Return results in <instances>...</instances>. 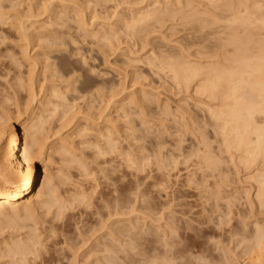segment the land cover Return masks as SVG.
<instances>
[{
	"label": "rangeland",
	"instance_id": "1",
	"mask_svg": "<svg viewBox=\"0 0 264 264\" xmlns=\"http://www.w3.org/2000/svg\"><path fill=\"white\" fill-rule=\"evenodd\" d=\"M34 1H1L5 8L2 11L4 14L7 11L5 17L8 18L5 21L3 17L4 21L0 22V37L6 40L1 42L0 39V56L5 52V56H16L23 61L22 51L18 50L22 43L15 33L19 26V22H14L17 21L18 11L25 13L29 4L38 7L47 4L52 9L56 6L59 12L63 11V6H72L77 0H62L61 3L60 0ZM94 1L96 4L91 5L98 11V16L92 32L84 39L80 38L76 49L79 48V51L73 55L70 47L56 49L58 52L52 49L47 65L53 66L52 73L48 70L53 76L47 74L45 78L42 66L32 68L37 74L36 101L29 99L25 91L19 97L22 108H35L36 113L41 115L44 124L36 136H42V141L44 138L47 143L45 164L38 166L37 182L25 200L34 202L35 206L48 201V196H43L47 192L43 184L49 178L47 185L55 190L63 212L54 206L50 210L39 208L31 220H26L23 213L18 216L5 213L6 217H0V264H96L97 260L104 263L103 259L109 253L102 250L110 248L109 241H115V245L118 240L119 245L122 241L126 243L131 256L140 259L139 264H160L163 248L158 239L166 220L187 222L196 229L201 228L197 222L201 216L208 221L202 226L204 232L192 231L191 228L179 231L191 235L190 239L178 238L179 247L188 253H185V262L251 264L258 251H248L250 243L245 240V235L254 232V223H264V207L259 206L256 198L257 185L248 179L252 176L250 172H238L227 154L220 155L219 144L215 142L218 156L225 162L223 175L227 177L225 182H221L222 197L217 204L219 210L235 205L232 207L233 214L229 215L231 222L226 220L223 225L217 218L219 214L211 218L209 213L203 212L208 195L204 180H209L208 185L219 181L218 177H205L208 170L204 155L196 147L202 136L212 135L211 126L206 125L209 115L204 109L209 101L202 93L196 92V81L180 83L172 72L174 66L180 63H206L209 60L199 58L198 54L206 44L204 35L206 37V33L215 27L219 17L228 14L223 7L236 6V0ZM13 3L18 7L14 12L11 9ZM18 4L23 6L20 10ZM248 5L253 11V0ZM177 9H181L178 14L163 18L159 23L135 29L130 27L132 19L138 15L149 12L159 15ZM52 15V19H48L47 15L34 18L31 21L35 24L27 22V25L31 26L32 32H37V29L42 31V27L48 25V31L65 32L58 36L69 40L73 32L65 28L61 30L60 23L55 24ZM189 16H194L195 20L187 18ZM76 53L80 56L76 57ZM1 60L0 91L9 89L7 91L12 92L8 84L16 67L9 64L8 58ZM23 64L21 71L27 78L30 70L26 63ZM73 85H77L74 91ZM52 89L66 93L65 106H56L55 98L51 97ZM129 100L131 108L124 110L123 105ZM0 101L3 102L1 96ZM27 102L30 105L26 106ZM4 105L11 108L7 114L14 115L12 124L23 138L22 120L18 121L14 114V105L12 102ZM1 108L3 103H0ZM6 129L7 125L0 128L4 132ZM109 134L114 140V149L107 144ZM4 136L0 142L1 150L6 148L10 138L8 134ZM214 141L212 139L211 142L214 144ZM61 146H68L69 153L65 154ZM196 151L200 157L195 154ZM228 200H231V205ZM125 224L130 230L129 238L120 234ZM30 235L40 237L42 248L39 247L36 258L28 256L21 263V258H13L10 247L17 241L25 243ZM119 245L114 247L119 250ZM122 256H125L124 253L117 258L120 260ZM128 260L126 263L130 264L131 260Z\"/></svg>",
	"mask_w": 264,
	"mask_h": 264
},
{
	"label": "bare ground",
	"instance_id": "2",
	"mask_svg": "<svg viewBox=\"0 0 264 264\" xmlns=\"http://www.w3.org/2000/svg\"><path fill=\"white\" fill-rule=\"evenodd\" d=\"M1 1L3 0H0V22L4 18L5 21H7L6 18H8V16L5 17L7 11L5 14L2 11L4 7L2 6L3 4H1ZM250 1L251 0H236V6H224L223 8L225 9V12H227L228 14L219 17V21L214 24L215 27H212V29L206 33V37L204 35L205 39L203 41L206 44L205 47L202 48V51L198 54L199 58L201 59H209L206 62L207 65H205L206 63L202 61H199L198 63L189 61L177 64V66H174L172 70L174 77L178 79L180 83L183 82L185 84H188L190 82L196 81V92L202 93L206 97V100L209 101L207 103V108L204 107V109L207 110V114L209 115L207 117L206 125L208 124L211 126L212 135H209L208 137L202 136L201 141L198 142V146L196 147L198 152H202V154L204 155L203 160L207 168L206 170H208V173L205 177L213 179L217 177L219 178V181H214L213 183L211 182V184L209 185L207 184L209 180H204L205 185L208 186V195L207 199L205 200L207 201V203L203 207V212L209 213L211 218H215L216 214H219V217L217 218L222 225L226 222V220L228 223L231 222L229 215L233 214L232 207L235 204L232 207L226 206V209L220 208L221 211L218 207L219 203L217 204L218 200L222 197V183L227 180V177H225V174L223 175L225 162L218 156V151L214 146L215 142H218L219 144L218 146L220 155L227 154L238 172L240 170H242L241 172H250V175L252 176H250L248 179L254 181V184L257 185V203H259L260 207H264V0H253V11L250 10L251 6L248 5V2ZM61 2L62 0H60V3ZM73 3L74 5H68L69 7H67V5L63 6V11L57 9L59 12L56 11V6H53V8L55 9L54 11V9L49 8L47 4L40 6L41 8L36 6L35 3V6L30 4L29 6H27V4L26 6L28 11L24 10L26 11L25 13H22L20 10V8L23 7L22 3L21 6H19L18 4L20 11H18L17 13L19 18L15 13H13V16L15 15L17 17V21L14 22H19V24H17L19 25L17 27L18 29H16L17 31L15 33H17L16 36L22 43L21 46H19L21 43L17 45L19 46L18 50H20V53L22 51L21 55H23L22 57L24 62L21 61L19 57V60L15 58L16 56H5V52L4 55L0 56V61H2L1 59L3 58L10 59L9 64L12 63L17 68H15V71H18V69L20 68L19 72L16 71L15 73L14 71V74L12 75L10 80L11 83L9 81L10 84L8 85H10V87L8 88H10L12 92L7 91L9 89H3V91H0L1 100L3 101H0V103H3V108H1L2 111L0 110V128L7 125V129L5 132L0 130V142H2V137L4 136V134H8L10 136L6 148L1 150L2 147L0 144V217H2L5 213H12L15 216L23 213L26 220H31L32 216H34V213L37 212L39 208L44 209L45 207L50 210L52 209V207L57 206V208H59L58 211H62L63 209V205L61 204V202H58L55 190L47 185L48 183H50L49 178H45L46 180L43 184L47 191L43 196H48L46 197L49 198L48 201H44L42 204L37 203V205L35 206L34 202H26L25 200V197L33 191L34 186L37 182L38 166H40L41 163L45 164V157L47 153L45 144L47 143L45 142L44 138V142L42 141V136H36L40 134L39 130L44 124L41 115L36 113L35 108H22L19 97H21L20 93L22 91L24 93L25 91L26 93H28L27 95L29 96V99H32V101L35 102L38 96V91L36 92L37 89L35 88V84H37V74H34L35 69L32 68H35L36 66H42V71L44 72V75L46 74V78L47 74L50 75L52 73V70H54L51 69V67L53 68V66H51L50 64V66L47 65V62L51 56L50 51L52 49L59 50L60 48L64 49V47H70L73 49L74 52L72 54L74 55L75 52L79 51V48L78 50L76 49L77 45L79 44L80 38L82 37L84 39V36L92 32L96 22L95 19L98 16V11L91 4H96V1L83 0L81 2L79 1L78 3L77 0ZM13 5L14 3L12 4V6ZM11 9L14 12L15 10H18V7L15 4V6H13ZM180 11L181 9H177L173 11H165L160 13L159 15L156 14V12H149L144 15H138L132 19L130 27L135 29V27L137 26H147L153 24V22L159 23L163 18L172 17L173 15L178 14L177 12ZM52 14H54L55 19L53 20L56 21L55 24L60 23L59 25L61 27V30L65 28L66 30L68 29V32H73L70 34L69 40H66L65 38L63 39L58 36L60 35V33L64 34L65 32L59 33L56 31L54 33L48 31L49 28L46 27L48 25L42 27L43 29L44 27H46V30L42 29V31H38L37 29V32H35V30H33L34 32H32L30 29L31 26L27 25V22H32L31 25L35 24L33 23V21H31L32 19L34 20V18L37 19L40 17H44L45 15L48 16V19H52ZM187 18L195 20L194 16H189ZM38 28L41 29L40 26ZM3 39L4 40L1 39V42L6 41L5 38ZM37 49L38 52L36 51ZM31 52H34L35 54L33 53L31 55ZM6 54L9 53L7 52ZM77 55L80 56L76 53L75 56L77 57ZM22 62L26 63V66H28V71L30 70L28 72L29 76L27 78L23 77V73L21 71V67L24 65ZM49 69L51 73L50 71H48ZM49 77L50 76H48V78ZM76 86L77 85L73 87V91L77 89ZM90 92H88V94L93 95ZM63 93H59L56 91V89H52L51 97L55 98V101L57 102V105H54H60L59 107L66 105L67 97L66 93ZM76 98L78 99V97ZM76 98H74L73 100L75 101ZM8 102H10V104L12 102V105H14V114L16 113L18 121L19 119L22 120V129L24 131L23 138L20 135L18 129L14 128L12 124L14 121V115L10 116L7 114V112L10 111L11 108H9V106L6 107L4 104ZM29 103L30 102H27L26 106L30 105ZM129 108H131L130 100L127 101V104L125 103L123 105L124 110ZM127 112H125L124 115H127ZM16 124H18V122ZM31 131L34 132L31 133ZM109 135L107 144L109 145L110 149H114V140L111 138L112 136ZM212 139L215 140L214 144L213 142H211ZM63 143L64 142H62V144ZM64 146L61 147L62 149H64L65 154L69 153L68 149L66 148L68 146ZM195 154L199 155L197 151ZM202 176L203 174L201 175V177ZM200 193L202 194V192ZM227 198L229 199V197ZM231 199L233 200V198ZM230 201L229 204L231 205ZM4 217L6 216L4 215ZM168 220H166V223L161 226L163 230L160 238L158 236V240L162 244L163 248L162 251H160V264H191L189 260H187V262L184 261V259H187L185 256V253L187 252L179 247L180 241L178 242V238L181 239L183 237L190 239L191 235L188 232L179 233V231L184 228L186 230L191 228L192 231H198L202 233L204 232V228L202 229V226H205L208 221L206 222V219L204 220L202 216L199 217L197 219V222L201 226V228L198 227L195 229L192 228V226L190 227L191 224L189 225L187 222H181L180 220L174 219H170L169 221ZM256 223H254V232L250 235L246 233V235H244L246 236L245 240L250 243L249 247H247L249 248L248 251L252 252L251 250L253 249H256L258 251L256 253L257 255L255 254L256 257L254 256L255 259L253 257L254 260L252 259V263H250L264 264V223ZM120 234L123 238L130 237V230L127 228V225L120 230ZM34 236L35 235H30L25 243L20 241L12 243V248L10 247L11 251L9 252L12 253L13 258L19 257L21 258L20 262H25L28 256L35 257L37 255V253L39 252V247L40 249L42 248V241H39L40 237L38 238L37 236ZM116 242L117 243L115 245H119V240ZM108 243L111 244L109 246L110 248L107 249L105 247V250L103 249L102 251L109 253V257L105 253L107 257L103 259L104 263L97 260L98 262H96V264H122L123 260H125V263L123 262V264H127L126 261H129L128 258L131 260L130 264H139L138 261L140 262V259L136 260L133 255L131 256L129 250L127 251L128 247L126 243L123 244L122 241L121 245H119L121 246L119 250H117L118 248L114 247L115 245L113 243H115V241L113 243H110L109 241ZM98 250L100 251V249ZM115 252L118 254L117 257H120V254L124 253L125 256H122L123 258H120V260H122L121 263H119L120 260L117 257L113 258L114 255H117L115 254ZM126 252L127 254H125ZM97 253L99 252L97 251ZM112 253H114L113 256ZM224 264H226V262Z\"/></svg>",
	"mask_w": 264,
	"mask_h": 264
}]
</instances>
